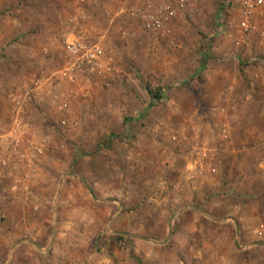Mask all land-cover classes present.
<instances>
[{"label": "rangeland", "instance_id": "1", "mask_svg": "<svg viewBox=\"0 0 264 264\" xmlns=\"http://www.w3.org/2000/svg\"><path fill=\"white\" fill-rule=\"evenodd\" d=\"M145 12L0 0L1 133L42 78L29 127L0 143V264H264V7L250 32L238 0L179 13L168 35ZM71 37L99 42L104 66L67 81Z\"/></svg>", "mask_w": 264, "mask_h": 264}, {"label": "built area", "instance_id": "2", "mask_svg": "<svg viewBox=\"0 0 264 264\" xmlns=\"http://www.w3.org/2000/svg\"><path fill=\"white\" fill-rule=\"evenodd\" d=\"M146 4L145 23L151 30H160L161 34L171 32L172 20L180 13H189L197 5L208 0H141ZM242 17L239 29L250 32L255 28L252 15L264 7V0H238ZM65 63L58 70L59 76L73 81L78 71H99L104 66L99 42H88L83 38L71 37L64 40ZM42 86V78L33 77L26 86L24 96H16L12 107L13 128L19 124V116L24 105V98ZM40 151V149H38Z\"/></svg>", "mask_w": 264, "mask_h": 264}, {"label": "crops", "instance_id": "3", "mask_svg": "<svg viewBox=\"0 0 264 264\" xmlns=\"http://www.w3.org/2000/svg\"><path fill=\"white\" fill-rule=\"evenodd\" d=\"M33 78V77H32ZM47 89V92L46 93H48L49 91H50V89H48V87L46 88ZM15 96V95H14ZM13 98L14 97H12V102H11V104H10V106H12L13 107V105H14V103H13ZM0 99L2 100L3 98L0 96ZM44 99L46 100V101H48L49 100V98L47 97V96H45L44 97ZM3 101V100H2ZM42 101V100H41ZM10 106H9V109H10ZM8 109V110H9ZM23 113H24V106H23V109H22V112L20 113V116H19V120H18V122H19V124L17 125V127L16 128H13L12 126L11 127H9V130H6V132H4V133H1L0 132V143H10V142H13V141H18V139L17 138H15V137H13V135H14V133H12V132H15V134L17 135L18 134V132H19V134H18V136L21 134L20 132H22V130H23V128H26L27 126H28V124H27V122L26 121H24V118H23ZM9 114H10V112H9ZM12 115V114H11ZM13 117V116H12ZM23 120V121H22ZM13 125V124H12ZM20 126V127H19ZM29 127V126H28ZM8 145V144H7ZM9 152H11V150L9 151Z\"/></svg>", "mask_w": 264, "mask_h": 264}]
</instances>
